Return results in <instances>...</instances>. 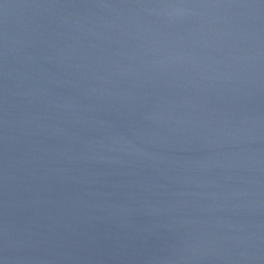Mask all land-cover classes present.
Instances as JSON below:
<instances>
[{"label": "water", "instance_id": "water-1", "mask_svg": "<svg viewBox=\"0 0 264 264\" xmlns=\"http://www.w3.org/2000/svg\"><path fill=\"white\" fill-rule=\"evenodd\" d=\"M0 264H264V0H0Z\"/></svg>", "mask_w": 264, "mask_h": 264}]
</instances>
